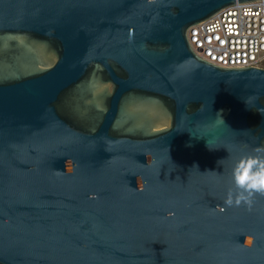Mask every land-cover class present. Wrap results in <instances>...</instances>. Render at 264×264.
Masks as SVG:
<instances>
[{
  "label": "water",
  "instance_id": "water-1",
  "mask_svg": "<svg viewBox=\"0 0 264 264\" xmlns=\"http://www.w3.org/2000/svg\"><path fill=\"white\" fill-rule=\"evenodd\" d=\"M250 1L0 0V264H264V67L187 40Z\"/></svg>",
  "mask_w": 264,
  "mask_h": 264
},
{
  "label": "built area",
  "instance_id": "built-area-1",
  "mask_svg": "<svg viewBox=\"0 0 264 264\" xmlns=\"http://www.w3.org/2000/svg\"><path fill=\"white\" fill-rule=\"evenodd\" d=\"M192 50L222 67H264V0L226 6L187 30Z\"/></svg>",
  "mask_w": 264,
  "mask_h": 264
},
{
  "label": "clouds",
  "instance_id": "clouds-1",
  "mask_svg": "<svg viewBox=\"0 0 264 264\" xmlns=\"http://www.w3.org/2000/svg\"><path fill=\"white\" fill-rule=\"evenodd\" d=\"M207 146L213 149L209 144ZM256 151L264 153V147L257 148ZM232 177L236 191L228 190L225 205L227 207L246 205L251 208L257 194L264 196V155L241 158L233 168Z\"/></svg>",
  "mask_w": 264,
  "mask_h": 264
},
{
  "label": "rangeland",
  "instance_id": "rangeland-1",
  "mask_svg": "<svg viewBox=\"0 0 264 264\" xmlns=\"http://www.w3.org/2000/svg\"><path fill=\"white\" fill-rule=\"evenodd\" d=\"M261 65L264 66V59L262 60Z\"/></svg>",
  "mask_w": 264,
  "mask_h": 264
}]
</instances>
